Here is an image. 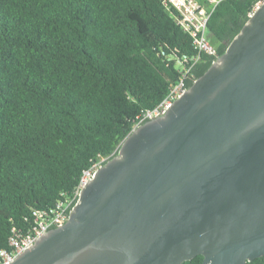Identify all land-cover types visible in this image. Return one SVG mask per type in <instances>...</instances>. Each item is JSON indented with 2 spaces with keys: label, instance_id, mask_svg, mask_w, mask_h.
I'll list each match as a JSON object with an SVG mask.
<instances>
[{
  "label": "trees",
  "instance_id": "obj_1",
  "mask_svg": "<svg viewBox=\"0 0 264 264\" xmlns=\"http://www.w3.org/2000/svg\"><path fill=\"white\" fill-rule=\"evenodd\" d=\"M197 1L213 9L218 56H203L196 79L261 0ZM178 15L166 0H0V250L13 227L31 228L35 210L54 208L85 169L116 155L179 80L197 51ZM258 263L264 256L247 264Z\"/></svg>",
  "mask_w": 264,
  "mask_h": 264
},
{
  "label": "water",
  "instance_id": "obj_2",
  "mask_svg": "<svg viewBox=\"0 0 264 264\" xmlns=\"http://www.w3.org/2000/svg\"><path fill=\"white\" fill-rule=\"evenodd\" d=\"M247 264L264 256V1L165 114L136 126L65 224L8 264Z\"/></svg>",
  "mask_w": 264,
  "mask_h": 264
},
{
  "label": "built area",
  "instance_id": "obj_3",
  "mask_svg": "<svg viewBox=\"0 0 264 264\" xmlns=\"http://www.w3.org/2000/svg\"><path fill=\"white\" fill-rule=\"evenodd\" d=\"M210 1L216 5L220 0ZM263 1L261 0L255 5L250 15H252ZM166 2H170L179 10L180 15H178V20L192 35L193 44L197 53L185 60L179 80L172 84L166 96L154 108L146 110L138 117L136 126L142 124L145 120L165 114L174 101L189 89V82H195L196 80L193 69L204 55L218 56L216 46L207 36L208 21L213 9L209 11L197 0H166ZM104 160L94 162L89 168L85 169L74 192L65 194L63 199L58 201L54 208L50 210H35L33 213L34 224L31 228L23 230L22 228L13 227L9 237V247L0 250V264L13 262L20 253L31 247L48 230L65 224L79 200L82 188L94 177Z\"/></svg>",
  "mask_w": 264,
  "mask_h": 264
},
{
  "label": "flooded vegetation",
  "instance_id": "obj_4",
  "mask_svg": "<svg viewBox=\"0 0 264 264\" xmlns=\"http://www.w3.org/2000/svg\"><path fill=\"white\" fill-rule=\"evenodd\" d=\"M258 264H260V263H258Z\"/></svg>",
  "mask_w": 264,
  "mask_h": 264
}]
</instances>
